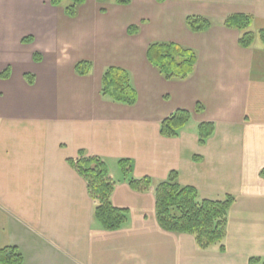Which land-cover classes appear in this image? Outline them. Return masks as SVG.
I'll list each match as a JSON object with an SVG mask.
<instances>
[{"label": "crops", "instance_id": "crops-1", "mask_svg": "<svg viewBox=\"0 0 264 264\" xmlns=\"http://www.w3.org/2000/svg\"><path fill=\"white\" fill-rule=\"evenodd\" d=\"M50 1L0 0V250L17 247L24 264L264 259V0H86L75 17ZM234 15L253 18L251 48L225 24ZM192 16L211 28L192 32ZM29 36L34 42L23 44ZM155 43L194 50V73L166 80L147 59ZM80 62L91 63L88 75L76 72ZM112 67L130 74L134 105L102 95ZM178 110L192 114L189 125L177 138L163 137L162 122ZM201 123L215 126L205 145ZM80 151L106 162L117 184L111 202L129 212L123 229L108 232L94 222L87 184L68 164ZM121 160L131 161L132 178L152 179L150 192L130 188ZM172 172L202 199L235 198L224 253L159 227L155 190Z\"/></svg>", "mask_w": 264, "mask_h": 264}, {"label": "trees", "instance_id": "trees-1", "mask_svg": "<svg viewBox=\"0 0 264 264\" xmlns=\"http://www.w3.org/2000/svg\"><path fill=\"white\" fill-rule=\"evenodd\" d=\"M67 0H51L53 7H62ZM66 6V13L75 17L79 8L86 0H70ZM110 0H97L99 4H106ZM132 0H115L118 5H129ZM105 11L101 8V11ZM225 24L241 33L239 44L248 49L254 45L256 35L251 31L253 18L247 15L229 17ZM211 22L203 17L192 16L187 18V26L194 33L206 32L211 28ZM136 27L129 29L135 33ZM264 45V30L259 32ZM34 38L29 36L22 40L23 44H31ZM148 61L168 81L186 80L195 71L197 54L190 48L177 43H155L147 51ZM34 60L40 59L35 55ZM76 72L86 76L91 72L89 62H80L76 65ZM2 77H5V75ZM26 81L34 84L31 75H25ZM102 95L115 103L132 106L137 102V93L131 81L130 74L121 68H109L103 76ZM201 105L198 110H202ZM192 114L186 110H178L161 124L160 133L165 138H177L189 125ZM215 132L212 123H201L198 126L199 143L205 145ZM68 164L86 182L87 191L93 202L96 203L94 218L101 228L108 232L123 229L128 223L129 212L116 208L111 202L116 187V181L111 177L106 162L98 157L80 151L76 159H69ZM119 167L127 179L130 188L138 193L150 192L153 181L149 177L134 179L130 176L132 163L130 160L119 161ZM264 180V169L260 173ZM156 219L159 227L170 233L189 234L201 250H207L218 245L220 252L226 248L224 240L229 219L230 208L235 203L233 196L225 200H206L200 197L197 189L182 186L178 183V174L172 172L167 181L160 183L155 190ZM0 264H24V257L17 247H6L0 250ZM249 264H264V259L251 258Z\"/></svg>", "mask_w": 264, "mask_h": 264}, {"label": "rangeland", "instance_id": "rangeland-1", "mask_svg": "<svg viewBox=\"0 0 264 264\" xmlns=\"http://www.w3.org/2000/svg\"><path fill=\"white\" fill-rule=\"evenodd\" d=\"M71 3V1L70 0H67L65 3H64V5L62 6V7H66L68 4H70ZM114 173V172H113ZM114 176H115V174H113ZM117 177V176H116ZM94 206L96 207V203L94 202ZM94 222L97 224V225H99L100 226V224L96 221V220H94ZM101 227V226H100ZM26 257H28V260L30 259V257L31 256H26ZM28 264H30V261H28ZM60 264H64L62 261H60Z\"/></svg>", "mask_w": 264, "mask_h": 264}]
</instances>
